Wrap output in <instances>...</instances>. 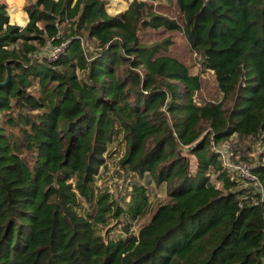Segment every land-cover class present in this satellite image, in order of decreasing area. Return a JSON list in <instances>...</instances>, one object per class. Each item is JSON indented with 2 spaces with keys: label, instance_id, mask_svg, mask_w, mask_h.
Instances as JSON below:
<instances>
[{
  "label": "trees",
  "instance_id": "1",
  "mask_svg": "<svg viewBox=\"0 0 264 264\" xmlns=\"http://www.w3.org/2000/svg\"><path fill=\"white\" fill-rule=\"evenodd\" d=\"M175 2L181 22L147 0L116 12L28 0L19 25L0 0V264H264V157L252 167L261 190L245 195L214 149L264 130V0ZM146 27L182 31L221 98L196 101L199 75L168 39L142 41ZM61 38L56 59L37 51ZM120 138V165L165 183L169 200L136 233L107 236L98 225L121 208L94 181ZM132 196L130 217L151 211L144 185Z\"/></svg>",
  "mask_w": 264,
  "mask_h": 264
},
{
  "label": "rangeland",
  "instance_id": "2",
  "mask_svg": "<svg viewBox=\"0 0 264 264\" xmlns=\"http://www.w3.org/2000/svg\"><path fill=\"white\" fill-rule=\"evenodd\" d=\"M8 5L9 19L14 23H22L20 15L27 14L25 4L28 0L19 2L18 0H5ZM151 3L152 8L159 13L166 14L175 18L178 22L182 21V14L179 11L175 0H147ZM107 8L110 12H116L126 7L129 0H106ZM28 18V14H27ZM139 35L142 41L152 42L161 40L163 38L168 39L169 45L166 53L171 54L182 60L192 73H197L201 80V87L195 93V99L198 102L207 100H218L221 98V92L219 91L214 76V72L211 69H205L202 66V60L198 53L191 50L189 44L182 31L168 30L164 28L153 29L150 27L143 28L139 31ZM64 39L56 43L48 42L43 46H39L37 51L45 55L50 46L53 44H60ZM84 48L88 54H92L95 50L94 39L81 40ZM80 76L83 75L82 70H78ZM230 102L227 99L226 103ZM222 149L223 153L228 154L231 159H246L251 164L258 161L259 156L264 157V130L256 137L251 136L240 137L232 135L228 140L220 145H215ZM125 150V142L121 138L113 141L106 152L105 164L100 167L96 179L94 181V192L97 195L99 192L106 193L107 201H112L111 209L114 210L116 206L121 208V211L117 214H108L107 219L98 225L100 231L107 236L124 235L125 227H128L129 231L136 233L139 227L147 222L151 217L152 211L155 207L167 200H169L168 189L165 183L156 184L148 175L141 176L138 173H134L130 170L124 169L120 165V158ZM185 151V149H184ZM190 160V169L195 167V157L192 154H188ZM241 156L242 158H240ZM239 177V175H233ZM212 181L221 186V182L216 179L214 174H211ZM239 187L245 189L244 194L257 191V186L254 182L242 180L239 177ZM142 184L148 191L149 207L151 211L145 212L143 215L137 217H130L127 208L129 203L133 200L132 192L134 184ZM79 211L83 214L87 212H94L95 201L87 202L83 199L80 200ZM112 213V212H111ZM115 213V212H114ZM128 225V226H126Z\"/></svg>",
  "mask_w": 264,
  "mask_h": 264
},
{
  "label": "built area",
  "instance_id": "3",
  "mask_svg": "<svg viewBox=\"0 0 264 264\" xmlns=\"http://www.w3.org/2000/svg\"><path fill=\"white\" fill-rule=\"evenodd\" d=\"M69 39L63 40L60 44H53L50 46L48 52L45 54L48 60L56 59L64 50L68 44ZM40 55H43L40 53ZM215 150H218L222 154V149L214 146ZM222 162L228 172L233 175H239V177L245 181L254 182L257 186V190H261V184L257 178V175L252 170L253 164L246 159H231L228 154L223 153Z\"/></svg>",
  "mask_w": 264,
  "mask_h": 264
},
{
  "label": "crops",
  "instance_id": "4",
  "mask_svg": "<svg viewBox=\"0 0 264 264\" xmlns=\"http://www.w3.org/2000/svg\"><path fill=\"white\" fill-rule=\"evenodd\" d=\"M19 2H23V1H25V0H18ZM130 1V0H129ZM128 4V3H127ZM127 6V5H126ZM125 8V7H124ZM123 8V9H124ZM123 9H121V10H123ZM118 11H120V10H118ZM20 18L22 19V23H19V22H17V24H19V25H24V23L26 22V20L28 19L27 18V14L26 13H24L23 15H20ZM11 22V21H10Z\"/></svg>",
  "mask_w": 264,
  "mask_h": 264
}]
</instances>
